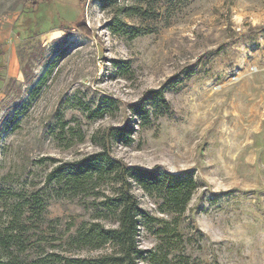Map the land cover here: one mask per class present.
<instances>
[{
    "label": "rangeland",
    "instance_id": "1",
    "mask_svg": "<svg viewBox=\"0 0 264 264\" xmlns=\"http://www.w3.org/2000/svg\"><path fill=\"white\" fill-rule=\"evenodd\" d=\"M160 89L169 112L133 124V145L109 142L133 121L130 106ZM102 97L118 110L88 120L77 101ZM97 143L127 165L193 175L181 216L133 185L142 207L178 222L172 264H264V0H0V260L108 251L69 242L84 222L116 226L94 217V198L47 180ZM140 243L160 240L142 229Z\"/></svg>",
    "mask_w": 264,
    "mask_h": 264
},
{
    "label": "trees",
    "instance_id": "2",
    "mask_svg": "<svg viewBox=\"0 0 264 264\" xmlns=\"http://www.w3.org/2000/svg\"><path fill=\"white\" fill-rule=\"evenodd\" d=\"M120 32V31H119ZM136 31L135 36L141 35ZM79 110L91 121L102 119L118 110L117 101L111 97H102L100 102L90 104L77 101ZM165 109L168 113L170 104L163 89L148 92L145 99L130 106L133 121L108 130L109 142L131 146L134 143L136 129L133 124L147 126L156 111ZM136 120L137 123L134 121ZM72 133L74 131L72 130ZM80 134V142L85 137ZM96 143V136L92 137ZM98 152L86 154L73 161H63L56 165L48 175V182L54 183L59 190L65 189L71 198L79 196L93 197L92 208L98 220L110 219L115 227L106 226L103 222H84L70 235L69 242L79 248L108 251L95 258H75L62 255L50 256L60 264H172L177 257V246L183 240L178 222H171L157 217L141 206L133 193V185H137L158 205L162 215H178L186 213L188 205L197 188V182L191 173L178 174L161 167L144 168L130 166L112 157L104 143H97ZM107 184L108 190H103ZM28 202V201H27ZM30 203L27 204H31ZM34 203H32L33 205ZM34 208V207H33ZM33 213L40 220H45L41 208L35 207ZM22 214L19 217L21 221ZM142 229L158 236L160 243L157 249H144L140 243ZM175 242L176 246L171 247ZM167 245V249H166ZM165 249L162 260L159 255ZM186 260L190 258L183 253ZM0 264H47L43 259L22 261L13 255L0 260Z\"/></svg>",
    "mask_w": 264,
    "mask_h": 264
}]
</instances>
